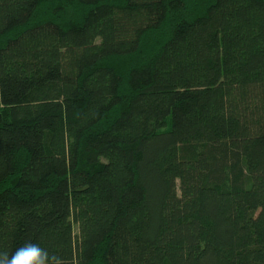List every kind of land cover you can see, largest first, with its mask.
Segmentation results:
<instances>
[{
	"label": "trees",
	"instance_id": "16d2710c",
	"mask_svg": "<svg viewBox=\"0 0 264 264\" xmlns=\"http://www.w3.org/2000/svg\"><path fill=\"white\" fill-rule=\"evenodd\" d=\"M264 264V0H0V252Z\"/></svg>",
	"mask_w": 264,
	"mask_h": 264
},
{
	"label": "clouds",
	"instance_id": "9594fccd",
	"mask_svg": "<svg viewBox=\"0 0 264 264\" xmlns=\"http://www.w3.org/2000/svg\"><path fill=\"white\" fill-rule=\"evenodd\" d=\"M0 264H64V260L55 254L50 255L39 244L28 242L11 255L0 252Z\"/></svg>",
	"mask_w": 264,
	"mask_h": 264
}]
</instances>
